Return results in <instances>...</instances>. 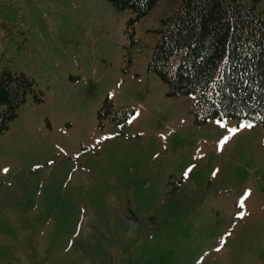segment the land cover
<instances>
[{
  "label": "rangeland",
  "instance_id": "rangeland-1",
  "mask_svg": "<svg viewBox=\"0 0 264 264\" xmlns=\"http://www.w3.org/2000/svg\"><path fill=\"white\" fill-rule=\"evenodd\" d=\"M179 1L0 0V71L43 91L0 134V264H264V122H201L151 67Z\"/></svg>",
  "mask_w": 264,
  "mask_h": 264
},
{
  "label": "trees",
  "instance_id": "trees-1",
  "mask_svg": "<svg viewBox=\"0 0 264 264\" xmlns=\"http://www.w3.org/2000/svg\"><path fill=\"white\" fill-rule=\"evenodd\" d=\"M109 1L118 13L135 12L130 23L167 8V0ZM257 1L180 0L161 19L151 67L172 94L194 96L201 122L215 117L264 122V15ZM30 93L35 101L43 100L27 73L0 71V134ZM112 109L107 100L99 114Z\"/></svg>",
  "mask_w": 264,
  "mask_h": 264
},
{
  "label": "snow or ice",
  "instance_id": "snow-or-ice-1",
  "mask_svg": "<svg viewBox=\"0 0 264 264\" xmlns=\"http://www.w3.org/2000/svg\"><path fill=\"white\" fill-rule=\"evenodd\" d=\"M234 131H235V130H234ZM193 167H194V166H193ZM4 171L7 172L8 169H5ZM191 171H192V168H189V169H188V172H191Z\"/></svg>",
  "mask_w": 264,
  "mask_h": 264
},
{
  "label": "clouds",
  "instance_id": "clouds-1",
  "mask_svg": "<svg viewBox=\"0 0 264 264\" xmlns=\"http://www.w3.org/2000/svg\"><path fill=\"white\" fill-rule=\"evenodd\" d=\"M128 235H131V233H129ZM127 238V237H126Z\"/></svg>",
  "mask_w": 264,
  "mask_h": 264
}]
</instances>
